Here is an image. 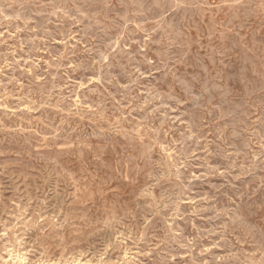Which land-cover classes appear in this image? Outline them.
Instances as JSON below:
<instances>
[{"label": "rangeland", "instance_id": "1", "mask_svg": "<svg viewBox=\"0 0 264 264\" xmlns=\"http://www.w3.org/2000/svg\"><path fill=\"white\" fill-rule=\"evenodd\" d=\"M0 264H264V0H0Z\"/></svg>", "mask_w": 264, "mask_h": 264}, {"label": "bare ground", "instance_id": "2", "mask_svg": "<svg viewBox=\"0 0 264 264\" xmlns=\"http://www.w3.org/2000/svg\"><path fill=\"white\" fill-rule=\"evenodd\" d=\"M67 111V110H66ZM103 125V124H102ZM112 128V127H111ZM137 133V132H136ZM134 136V135H133ZM140 145V144H139ZM67 147V146H66Z\"/></svg>", "mask_w": 264, "mask_h": 264}]
</instances>
